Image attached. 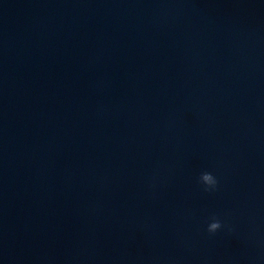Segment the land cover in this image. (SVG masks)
I'll return each mask as SVG.
<instances>
[{"label":"water","instance_id":"obj_1","mask_svg":"<svg viewBox=\"0 0 264 264\" xmlns=\"http://www.w3.org/2000/svg\"><path fill=\"white\" fill-rule=\"evenodd\" d=\"M263 262L264 0H0V264Z\"/></svg>","mask_w":264,"mask_h":264},{"label":"clouds","instance_id":"obj_2","mask_svg":"<svg viewBox=\"0 0 264 264\" xmlns=\"http://www.w3.org/2000/svg\"><path fill=\"white\" fill-rule=\"evenodd\" d=\"M199 181L202 182L205 186V190H209V188H214L217 184V179L210 172H201L199 175ZM221 227V222L216 219L214 216L211 221L207 224V231L209 233H215L217 229Z\"/></svg>","mask_w":264,"mask_h":264}]
</instances>
